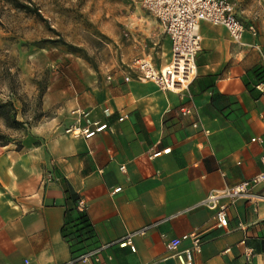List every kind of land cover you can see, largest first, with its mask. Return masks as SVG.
<instances>
[{"label": "crops", "instance_id": "crops-1", "mask_svg": "<svg viewBox=\"0 0 264 264\" xmlns=\"http://www.w3.org/2000/svg\"><path fill=\"white\" fill-rule=\"evenodd\" d=\"M146 18L155 25L152 48L168 64L170 39ZM252 25L256 33L246 30L239 44L202 21L196 75L182 93L120 68L70 94L63 113L33 124L19 148L0 145V264H178L166 242L193 231L203 240L195 264H264V200L222 199L225 226L200 203L262 170L264 18ZM103 123L87 139L66 131ZM65 187L79 194L93 227L87 247H100L86 261L71 252L75 237L62 234ZM252 191L264 192V182ZM142 228L134 249L116 242Z\"/></svg>", "mask_w": 264, "mask_h": 264}, {"label": "rangeland", "instance_id": "rangeland-1", "mask_svg": "<svg viewBox=\"0 0 264 264\" xmlns=\"http://www.w3.org/2000/svg\"><path fill=\"white\" fill-rule=\"evenodd\" d=\"M228 1L246 25L264 18V0ZM146 14L140 0H0V99L13 101L22 122L0 115V142L19 148L33 124L63 113L70 94L111 80L135 57L152 50L165 65Z\"/></svg>", "mask_w": 264, "mask_h": 264}, {"label": "built area", "instance_id": "built-area-1", "mask_svg": "<svg viewBox=\"0 0 264 264\" xmlns=\"http://www.w3.org/2000/svg\"><path fill=\"white\" fill-rule=\"evenodd\" d=\"M141 6L152 14L161 24L165 34L170 39V59L168 64L157 68L152 59L147 56L135 57L128 64V70L134 71L139 81L155 83L161 90L176 93L184 92L196 75V55L201 48L200 23L202 21L213 25L224 26L234 43H242L246 30L255 34L252 24L246 25L236 14L234 5L228 0H140ZM130 75L126 74L124 80L128 81ZM181 114H191L188 107L181 108ZM198 126L197 122L192 123ZM107 124H98L91 127H81L78 124L70 125L66 131L75 136L90 138L102 131ZM254 139V138H253ZM262 170L247 180L226 186L222 189L212 190L200 203L213 209L215 220L221 225L227 224L226 209L229 203L221 200L227 199L230 203L242 198L248 201L264 200V192L255 193L252 187L264 182V150L261 157ZM125 170V166H120ZM116 187L114 190H119ZM83 200L79 199L78 208L83 209ZM146 228L136 230L116 242L119 245L132 244V237L142 234ZM189 241V245L180 248L181 242ZM203 240L196 232L184 233L179 237L171 238L166 242V248L178 264H195V255L201 251ZM100 247L88 249L78 254L75 259L86 261L95 256ZM153 264V263H150Z\"/></svg>", "mask_w": 264, "mask_h": 264}, {"label": "trees", "instance_id": "trees-1", "mask_svg": "<svg viewBox=\"0 0 264 264\" xmlns=\"http://www.w3.org/2000/svg\"><path fill=\"white\" fill-rule=\"evenodd\" d=\"M264 72V70H262ZM0 115H2L7 123L21 125V121L17 119V112L12 100L0 99ZM1 141V140H0ZM8 142H0V145H6ZM80 196L74 192L70 187H65V223L62 227V234L64 236L73 235L76 239L70 245L71 252H84L88 248L87 241L94 235L93 227L85 213V210L78 208V201Z\"/></svg>", "mask_w": 264, "mask_h": 264}]
</instances>
